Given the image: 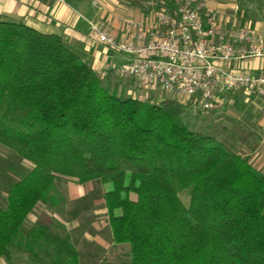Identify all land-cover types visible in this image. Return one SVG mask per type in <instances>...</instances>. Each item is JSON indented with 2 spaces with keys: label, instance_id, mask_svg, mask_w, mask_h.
Returning <instances> with one entry per match:
<instances>
[{
  "label": "trees",
  "instance_id": "trees-1",
  "mask_svg": "<svg viewBox=\"0 0 264 264\" xmlns=\"http://www.w3.org/2000/svg\"><path fill=\"white\" fill-rule=\"evenodd\" d=\"M128 85L61 36L0 15V145L30 166L0 170V259L81 263L56 222L72 182L108 186V264H264V174L229 138L193 128L178 100L137 99Z\"/></svg>",
  "mask_w": 264,
  "mask_h": 264
},
{
  "label": "crops",
  "instance_id": "crops-1",
  "mask_svg": "<svg viewBox=\"0 0 264 264\" xmlns=\"http://www.w3.org/2000/svg\"><path fill=\"white\" fill-rule=\"evenodd\" d=\"M151 1L80 0L68 3L66 0H0V15L21 19L41 33L61 36L71 50L80 54L100 74L108 67H125L129 59L97 43L92 38L89 22L105 20L112 33L121 38L126 34L123 20L154 18L155 9L144 5L145 2L153 4ZM200 1L206 2L209 10L216 13L218 20L226 26L264 34V0ZM218 65L235 74H264V58L218 62ZM130 88L121 87V91L131 93ZM150 90L139 92L137 97L148 95ZM205 119L212 133L220 139L232 140L240 153L249 157L252 166L264 174V98L243 93L222 96ZM76 191L66 205V217H60L56 222L65 226L74 247L82 255L80 264H108L110 261L106 260L115 259L116 251L104 202L79 203L75 200L85 194L78 189ZM12 262L36 264L17 250L12 251ZM0 264L8 263L0 259Z\"/></svg>",
  "mask_w": 264,
  "mask_h": 264
},
{
  "label": "built area",
  "instance_id": "built-area-1",
  "mask_svg": "<svg viewBox=\"0 0 264 264\" xmlns=\"http://www.w3.org/2000/svg\"><path fill=\"white\" fill-rule=\"evenodd\" d=\"M151 20L128 21L117 38L107 21L89 22L92 38L129 59L108 67L103 77L130 80L136 88L160 89L210 113L220 97L246 94L264 98V74H235L218 62L264 58V34L228 27L200 0H172Z\"/></svg>",
  "mask_w": 264,
  "mask_h": 264
},
{
  "label": "rangeland",
  "instance_id": "rangeland-1",
  "mask_svg": "<svg viewBox=\"0 0 264 264\" xmlns=\"http://www.w3.org/2000/svg\"><path fill=\"white\" fill-rule=\"evenodd\" d=\"M152 1H153V4L145 2L144 5H146L147 7L150 6V8L152 10L155 9V12H157V13L166 10L168 8V4L170 2V0H152ZM128 21H132V20H129V19L123 20V26L124 27H125V23H127ZM109 27H110V24H109ZM231 27H234V26H231ZM234 28H237V27H234ZM239 29H241V28H239ZM110 30H111V28H110ZM246 30H250V29H246ZM120 68H122V67H120ZM100 74L102 75V72ZM108 78L109 79L113 78L115 80L117 79L118 82L119 81L121 82L123 80L128 82V84H129L128 86L131 87L129 90L131 93H127V92H124V93H126V95L134 97V98L137 97L139 92L145 90L143 88H136V86L132 85V82L130 80L122 79L120 77H115V76H110ZM148 92H149V93H147L148 95H142V96L139 95L137 97V99H141L144 101L152 99V101H154V102H160V101L164 100L165 98L175 99L171 95L163 93L158 88L152 89ZM176 100H178L181 103L185 115L190 118V121L192 123L191 124L192 127L193 128L197 127L196 128L197 130L200 129L199 131L207 133L209 131V128L207 127L206 122L204 121L206 119H203L205 117V115H207V114L202 113L199 104L195 103L194 101H192V102H185L184 101V103H183L182 102L183 100H179V99H176ZM27 168H30L28 163L21 162L18 159V157L11 150L0 145V170L2 171L5 169L6 172L5 171H2V172H4L6 174V176L14 177L19 172H21L22 169H27ZM2 174L3 173L0 172V186H1V183L5 182L3 180L4 177H1ZM76 189H78L82 193H84L85 196L83 198L77 199L75 201L82 203V204H87V203L88 204H90V203L96 204V203H103L104 202L103 196H104L105 192L108 190V186L107 185H101L99 183H89L87 185H79V184L71 182V183H68L66 185H63L61 187L60 191L62 194H64L70 200L71 198H73L72 194L77 192ZM5 196H6V187L3 186L2 189L0 190V198H3V197L5 198ZM61 197H62V195H61ZM46 209L47 208L45 206H40L39 212L40 213L45 212L44 214H46L48 212L47 213L48 216H52L54 214V212L51 210H48L46 212ZM127 253H128V248H125L124 250L122 249L120 251V254L122 256L128 255ZM110 258H112V256H110Z\"/></svg>",
  "mask_w": 264,
  "mask_h": 264
}]
</instances>
